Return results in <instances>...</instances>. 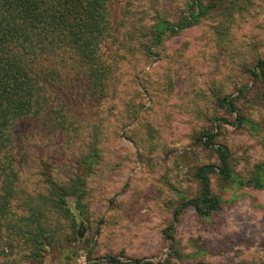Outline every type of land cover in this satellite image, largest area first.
<instances>
[{
	"label": "rangeland",
	"instance_id": "1",
	"mask_svg": "<svg viewBox=\"0 0 264 264\" xmlns=\"http://www.w3.org/2000/svg\"><path fill=\"white\" fill-rule=\"evenodd\" d=\"M191 1L113 3V34L103 49L114 71L108 96L79 105L76 128L62 137L38 122L21 126L19 134L33 131L22 143L31 151L21 175L32 192L44 189L48 175L63 182L72 176L93 133L99 152L83 178L80 227L55 220V242L36 260L27 258L23 240L12 249L0 244V264H111L104 260L110 256L264 264V173L260 186L210 174L221 208L203 217L186 207L173 224L175 211L200 195L197 169L220 164L201 142L204 133L229 148L235 178L255 179L264 163V74L252 73L264 59V0H217L198 24L155 43L152 27L179 21Z\"/></svg>",
	"mask_w": 264,
	"mask_h": 264
},
{
	"label": "trees",
	"instance_id": "2",
	"mask_svg": "<svg viewBox=\"0 0 264 264\" xmlns=\"http://www.w3.org/2000/svg\"><path fill=\"white\" fill-rule=\"evenodd\" d=\"M116 1L0 0V244L12 249L17 238L23 240L28 259L36 260L44 247L55 242V220L66 219L76 230L80 227L86 207L83 178L91 173L99 147L93 133L84 146L87 154L81 153L72 176L63 182L48 175L44 189L32 192L21 186V175L31 151V146L22 143L33 137V131L19 134V129L38 122L62 137L76 128L79 105L94 104L108 96L114 71L104 59L103 49L112 38L111 6ZM216 6L217 0H192L182 19L175 23L159 21L152 27L155 43L169 32L177 34L198 24ZM252 73L264 74V59ZM224 103L234 111L231 100ZM215 138V133H204L201 142L218 153L220 164L197 169L200 195L175 211L173 224L186 207H193L203 217L221 208L220 197L211 189L210 174H217L225 183L256 180L261 185L264 163L257 166L255 179L235 178L231 152L226 146L216 145ZM39 161L44 163L43 159ZM166 237L173 240L169 231ZM104 260L111 264H152L145 259L123 263L118 256Z\"/></svg>",
	"mask_w": 264,
	"mask_h": 264
}]
</instances>
